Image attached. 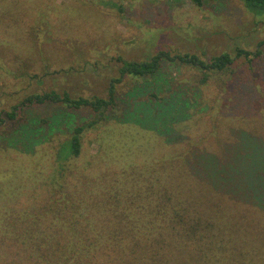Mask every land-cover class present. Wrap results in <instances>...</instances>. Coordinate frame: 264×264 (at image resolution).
Wrapping results in <instances>:
<instances>
[{
    "label": "trees",
    "instance_id": "16d2710c",
    "mask_svg": "<svg viewBox=\"0 0 264 264\" xmlns=\"http://www.w3.org/2000/svg\"><path fill=\"white\" fill-rule=\"evenodd\" d=\"M185 1L196 8L205 2ZM242 2L252 15H264V0ZM263 48L264 40L254 52L236 49L233 55L221 53L206 60L194 54L170 56L162 51L146 61L117 58L121 63L118 75L109 80L105 97L72 98L68 92L59 94L52 90L27 96L12 107L5 119L16 120L13 128L3 131L5 119L0 117V141L7 150L20 145L31 153L38 141L56 143L55 131L64 119L61 117L67 116V109H86L97 114L98 119L75 126L56 143L60 149H56L55 169L46 182L48 189L40 205L17 209L2 203L0 264H264V244L258 242L264 237V205L258 201V192L264 191V185H255L258 176L264 177V156L258 153L256 143L252 144L263 139L261 133H250L255 137L247 135L251 141L246 145L248 149L241 141V149L254 154L249 162L255 160V170L246 169L241 160L237 164L231 159L226 172L219 166L212 172L215 182L221 176L227 180V188H219L210 178L199 179L196 176L201 174L186 169V156L194 146L187 141L186 150L178 152L186 137L177 129L189 121L197 107L190 96L192 89L190 93L186 88L173 89L165 84L163 75L167 64L184 66L201 73L198 83L203 88L214 75L234 73L235 64L241 60L246 68L236 77L235 84V95L239 93L240 97L232 98L240 106L239 116L229 121L244 122L248 115H243V110H247L253 96L256 94L252 108L264 101L256 83H252L255 94L243 89L251 87L248 68L252 69L261 59ZM126 80L131 83L122 89ZM195 91L200 96V90ZM132 100L130 110L115 115L113 110L118 104ZM44 104H55L62 110L50 124L48 120L25 117L29 107ZM260 110L262 120L264 112L261 107ZM17 112H23L24 117L16 119ZM103 123L146 129L155 138L147 137L145 141L161 144V153L165 151L152 163L148 159L139 170L135 168L134 183L129 187L123 182L127 172L123 163L110 167L97 160L95 165L102 169L92 172L91 177L82 175L80 170L84 167L76 165L81 159L84 133ZM44 125H50L47 130L53 132L46 141L37 135ZM240 145L235 143L238 148ZM225 152L214 157L225 160ZM241 169L250 174L244 170L235 172ZM198 179L201 182L197 186L187 184ZM81 180H86L85 185H80ZM87 180L99 184L92 185Z\"/></svg>",
    "mask_w": 264,
    "mask_h": 264
},
{
    "label": "rangeland",
    "instance_id": "374dc122",
    "mask_svg": "<svg viewBox=\"0 0 264 264\" xmlns=\"http://www.w3.org/2000/svg\"><path fill=\"white\" fill-rule=\"evenodd\" d=\"M24 5L19 0H0L2 120L12 107L34 94L54 90L59 94L68 92L72 98L105 97L109 80L118 75L121 63L117 58L146 61L162 51L170 56L194 54L206 60L221 53L233 55L236 49L254 52L257 44L264 40V15H252L242 0H205L201 8L185 0H28L25 8ZM262 51L253 70L248 68L251 87L243 89L255 94L252 83H256L264 97V48ZM235 65L234 73L214 75L203 88L198 83L201 73L193 69L172 63L163 70L165 84L173 89L186 88L189 93L192 89L190 96L197 105L194 115L177 129L186 137L184 144L178 146V152L186 150L187 141L194 146L186 156V169L201 174L196 176L199 179L210 178L222 189L227 188V180L221 176L215 182L212 176L218 166L226 172L232 159L237 164L241 160L246 169L257 168L254 169L255 160L249 162L254 154L251 157L247 150L241 149L242 142L248 149L246 145L251 141L247 135L260 136L261 133L263 139L252 141V144L256 143L258 153L264 156V119L259 118L260 107L264 112V101L252 108L255 94L247 103V110H243V115H248L247 120L229 121L239 116L240 106H236L238 102L232 98L240 97L239 93L235 95L236 77L243 73V67L246 68L241 60ZM130 83L126 80L121 88ZM197 88L200 96L195 94ZM132 102L118 104L113 110L115 115L130 110ZM57 107L55 104L32 106L25 117L48 120L50 124L62 111ZM65 112L67 116L61 117L64 119L55 131L57 142L68 136L75 126L98 119L97 114L86 109ZM20 116L24 117V113L17 112L16 119ZM14 122L16 120L6 118L1 129L13 128ZM49 126L44 125L37 134L45 137L44 141L53 133L48 132ZM153 135L131 124L103 123L84 133L82 155L76 165L84 167L80 170L82 175L91 177L92 172L102 169L95 165L97 160L103 165L109 163L110 167L123 163L127 171L123 182L129 187L134 183L132 171L135 168L142 167L148 159L152 163L165 152L161 153L164 150L161 144L145 141L147 137L155 138ZM56 143L38 141L29 153L20 145L7 150L5 143L0 141V206L5 202L7 207L21 209L38 206L44 201L43 194L48 189L46 182L55 169L56 149H60ZM235 143L241 144L239 148ZM224 150L227 162L223 158L218 161L214 156H221ZM246 169L235 172L244 170L250 174ZM199 179L189 180L187 184L197 186V182H201ZM89 181L92 185L99 184ZM85 182L81 180L80 185ZM255 185L263 186L264 177L258 176ZM258 194L259 204L264 205V191ZM258 242L263 245L264 237Z\"/></svg>",
    "mask_w": 264,
    "mask_h": 264
}]
</instances>
